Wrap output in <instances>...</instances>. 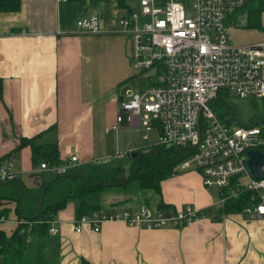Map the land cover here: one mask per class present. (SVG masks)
Here are the masks:
<instances>
[{
  "label": "crops",
  "instance_id": "1",
  "mask_svg": "<svg viewBox=\"0 0 264 264\" xmlns=\"http://www.w3.org/2000/svg\"><path fill=\"white\" fill-rule=\"evenodd\" d=\"M136 4V0H20L18 10L0 12V159H13V178L27 189L36 191L47 180L42 176L47 171L32 164L29 145L14 151L22 137L36 135V143H56L59 162L74 153L78 163L109 154L104 152L107 126L102 129V120L114 122L120 101L105 96L131 76L129 37L116 23ZM94 13L100 17L101 31L78 32L76 20ZM250 30L245 42H232L264 41V30ZM225 111L236 124L258 123L264 114L260 118L253 114L245 123L236 111ZM151 133L156 138L157 132ZM149 145L153 142L132 147ZM11 187L4 184L6 194ZM211 189L196 169L189 168L162 179L160 195L151 189L131 199L111 195L100 209L133 210L140 205L154 209L159 201L206 208L219 198V191ZM76 204L69 200L57 211L58 232L50 233L55 239L49 235L45 246L59 264H264V214L251 217L239 211L224 214L221 220L202 217L159 228L106 221L99 231L84 226L75 232ZM16 205L14 199H0V209L7 210L0 229L7 236L17 226Z\"/></svg>",
  "mask_w": 264,
  "mask_h": 264
},
{
  "label": "built area",
  "instance_id": "2",
  "mask_svg": "<svg viewBox=\"0 0 264 264\" xmlns=\"http://www.w3.org/2000/svg\"><path fill=\"white\" fill-rule=\"evenodd\" d=\"M246 0H136V6L118 17L119 31L129 37V62L145 75L144 88L127 89L110 130L128 125L156 131L154 145L185 147L190 152L174 170L190 165L199 172L206 187H215L219 198L210 216L205 208L140 205L136 209L92 210L73 220V229L84 226L99 231L106 221L128 226L159 228L185 225L202 217L215 216L228 198L249 192L242 212L251 217L264 214V178H255L247 165L249 149L264 148V124H236L221 115L211 102L226 101L229 95L264 100V41L236 44L228 31L243 24L233 14ZM239 17V18H238ZM78 32L101 31L98 14L76 20ZM145 139L146 136H143ZM134 150L128 147L115 156ZM264 151V150H263ZM97 164L108 158H93ZM77 154L53 163L41 161L39 168L51 175L76 167ZM13 159L0 160V181L15 176ZM244 179V181H243ZM7 217L0 216V223ZM57 233V220L49 223Z\"/></svg>",
  "mask_w": 264,
  "mask_h": 264
},
{
  "label": "trees",
  "instance_id": "3",
  "mask_svg": "<svg viewBox=\"0 0 264 264\" xmlns=\"http://www.w3.org/2000/svg\"><path fill=\"white\" fill-rule=\"evenodd\" d=\"M19 7L20 0H0V12L15 11ZM235 11L233 17L238 15L244 18L243 24L239 26L264 30L262 22L264 0H246ZM226 108L229 110L228 107ZM225 112L227 113V111ZM262 122L264 124V114ZM24 145L30 146L33 165H39L41 161L59 162V153L54 142L44 145L36 143V135L22 137L14 151ZM133 151H137V154L131 155ZM133 151L128 153L127 168H123L119 163L116 165L97 164L93 161L80 163L63 173L51 175L49 179L42 182L36 191L22 185L20 198L18 197L19 184L15 178L0 181V199L16 200L15 211L18 217L17 226L9 236L0 229V264H59L58 258L49 255L45 246L50 235L49 223L55 219L57 211L63 208L67 201L77 200L75 215L79 217L92 210L100 209V204L86 200L89 193L103 189L106 185H110L109 182L123 184L132 179H136L141 188L151 189L160 195V181L176 173L174 166L190 152L185 147L162 144L141 146ZM7 183L12 186V192L9 194H6L3 189L4 184ZM42 190H44V194L41 207L35 215L40 197L36 194L38 192L40 194ZM28 196L31 197L28 198ZM248 196L249 192L244 191L241 196L228 198L222 207L215 208L216 214L211 216V219L221 220L224 214L241 211L248 203ZM158 205L163 207L170 204L159 201ZM212 209V207L203 209L204 215L210 216ZM0 216L7 217L5 208L0 209ZM27 236L32 239L30 245L25 242Z\"/></svg>",
  "mask_w": 264,
  "mask_h": 264
},
{
  "label": "rangeland",
  "instance_id": "4",
  "mask_svg": "<svg viewBox=\"0 0 264 264\" xmlns=\"http://www.w3.org/2000/svg\"><path fill=\"white\" fill-rule=\"evenodd\" d=\"M251 33L250 29L243 28L242 26H238L235 29H230L228 31L229 37L231 41L234 42H242L241 40L244 39V42L247 40L245 37L249 36ZM130 74L131 76L126 79V81L122 83H116L111 87L109 91L106 93V97L108 99L112 96L117 97L118 104L119 101L125 96V91L127 89H135V88H144L147 81L145 75L138 74L130 65ZM114 74V71H113ZM121 96V98H120ZM117 104V105H118ZM225 104V105H224ZM211 106L221 115L223 110H227L225 106H229L232 111H236L237 114L240 116L241 120L245 123H249L248 120L252 119L254 116L253 114L257 115V117H261L263 111V103L261 99H252L251 97L240 98L234 95H229L226 101L221 100V103L217 102V100H213L211 102ZM113 121V120H112ZM111 121V122H112ZM110 123H105V118L102 120V129L103 127L107 126V129L104 128L103 133V145H104V152L109 153L107 156L108 158V165H116L119 163L123 166V168H127L128 166V155L122 153L118 157L115 156L116 149L118 148L120 151L126 150L128 146H135L136 144H146V143H154L155 142V135L151 132L145 131L142 127L132 128V127H120L117 133V137L115 131L110 130ZM143 136H146L144 139ZM194 168L193 165L185 169H177L176 173L179 174L182 171ZM195 169V168H194ZM43 178L48 179L50 177L49 173L44 172L42 173ZM244 181V179H243ZM212 191L216 190L215 187H211ZM141 191H147L140 187L138 181L136 179L129 180L123 184H110L106 185L103 189L98 190L96 192H91L86 196V200L93 203H98L102 205L105 202V199L108 196H128L129 199L134 198V196H138ZM153 191V190H152ZM143 192V193H144ZM144 197L145 195H141L140 197ZM139 197V198H140ZM142 197V198H143ZM152 197L154 194L152 193ZM149 198V197H148ZM77 201V200H75ZM50 235V239H55V236ZM56 235V234H55ZM25 242L30 245L32 243V239L30 236L25 238ZM31 260V259H30Z\"/></svg>",
  "mask_w": 264,
  "mask_h": 264
},
{
  "label": "water",
  "instance_id": "5",
  "mask_svg": "<svg viewBox=\"0 0 264 264\" xmlns=\"http://www.w3.org/2000/svg\"><path fill=\"white\" fill-rule=\"evenodd\" d=\"M264 112V109H263ZM137 154V151H133L131 155ZM248 158H247V165L249 168L250 173L255 177V178H264V151L261 149H249L247 151ZM19 191H18V197L20 198L22 194V182L19 180ZM109 184H113L112 182H109ZM44 190L40 193L39 197V202L37 205V211L35 215L38 213L40 207H41V201L43 198Z\"/></svg>",
  "mask_w": 264,
  "mask_h": 264
},
{
  "label": "bare ground",
  "instance_id": "6",
  "mask_svg": "<svg viewBox=\"0 0 264 264\" xmlns=\"http://www.w3.org/2000/svg\"><path fill=\"white\" fill-rule=\"evenodd\" d=\"M135 149V148H134ZM67 159H69V156L65 159V160H67Z\"/></svg>",
  "mask_w": 264,
  "mask_h": 264
}]
</instances>
